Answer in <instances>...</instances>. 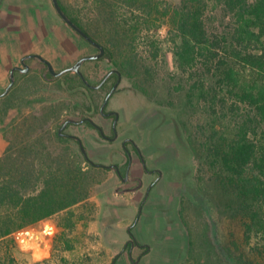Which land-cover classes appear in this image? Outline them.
Returning a JSON list of instances; mask_svg holds the SVG:
<instances>
[{
    "label": "trees",
    "instance_id": "1",
    "mask_svg": "<svg viewBox=\"0 0 264 264\" xmlns=\"http://www.w3.org/2000/svg\"><path fill=\"white\" fill-rule=\"evenodd\" d=\"M57 1L70 21L97 42L86 24ZM93 3L102 11L100 16H105L104 23L113 27L111 38H106L107 47L102 46L105 55L99 59L114 67L109 79L112 86L119 77H149L154 72L158 66L157 40L146 39L148 52L144 55H125L123 50L126 46L133 50L135 38L130 35L152 24L158 28L163 18L170 28L168 42L177 72L172 79L174 89L184 91L188 107L202 104L216 116L211 117V133H203L196 150L202 167L217 169L216 186L225 195L213 204L227 223L219 229L208 204L196 217L187 215L182 206L168 217L167 227L176 226L184 233L185 264H264V0H180L175 5L163 0ZM214 16L219 17L218 26L211 24ZM68 74L56 77L46 68L42 78L32 84L56 82L57 89L65 86L69 92L85 89L93 103L89 111L99 109L95 98L105 86L90 90L76 73L74 77ZM11 102L3 104L5 110ZM59 108V113L65 112L68 104ZM221 114L224 118L237 116L238 120L218 132L214 126L221 123L217 117ZM20 118L5 131L7 147L0 156V239L83 203L93 193L92 179H86L92 174L90 170H113L92 164L81 152L79 139L59 133L68 118L59 124L60 117ZM80 124L96 129L103 137L101 128L91 120L83 118ZM177 136L182 140L178 130ZM142 248L148 252L147 245Z\"/></svg>",
    "mask_w": 264,
    "mask_h": 264
},
{
    "label": "rangeland",
    "instance_id": "2",
    "mask_svg": "<svg viewBox=\"0 0 264 264\" xmlns=\"http://www.w3.org/2000/svg\"><path fill=\"white\" fill-rule=\"evenodd\" d=\"M20 1L12 0L10 5L0 6V30L1 24H8L11 29L9 34L0 36L16 39L19 15L25 16ZM59 1L71 15L86 24L89 34L99 45L107 47L106 38H111L113 27L104 23L105 16H100L102 11L95 8L94 0ZM163 1L175 5L180 0ZM35 3L43 8L40 12L44 13V26L49 23L48 28L53 32L44 35V27L43 32L37 30L42 42L32 44L33 54L49 61L55 72L73 66L81 57L97 54L95 47L54 14L55 10L48 6L49 0ZM46 5L50 10L45 9ZM37 15L34 12L33 17ZM159 23L158 28L152 24L130 35L131 39L135 38L133 50L129 46L123 50L125 55H144L148 52L146 39L152 37L157 40L158 66L149 77L146 74H142L144 78L142 75L131 79L120 77L106 105L107 112L118 115L116 136L111 132L112 119L99 112L112 87L111 82L95 98L99 108L95 112L89 111L93 103L85 89L69 92L65 86L64 90L57 89L56 82L47 81L33 85L36 88L29 98L28 109L33 108L46 116L47 112L59 110L60 104H68L56 124L66 118L78 122L66 127L63 133L80 140L92 164L113 170H90L94 176L89 173L86 179H92L93 193L83 203L0 239V264H185L184 233L176 226L168 228V217L175 215L181 206L187 215L196 217L208 204L212 216L218 219L219 229L226 227L225 217H220L214 206L216 199L225 195L224 190L216 186L217 169L202 167L196 150L203 133H211V117L216 116L209 114L202 104L188 107L184 91L174 89L176 83L172 79L177 72L168 42L170 28L163 18ZM218 23L219 17L214 16L211 24L218 26ZM45 37L47 42H43ZM2 47L10 48L9 41H1V50ZM2 58L0 61H4L5 66H12L11 58ZM14 61L15 66L24 68L18 58ZM25 64L28 70L15 73L13 81L33 78L31 83H34L36 78H42L46 67L38 59H27ZM113 69L106 59L85 61L80 66L85 80L94 86ZM9 71L0 73V95L7 92ZM66 73L68 77L75 75L72 71ZM20 94L15 93L14 99L18 100ZM7 99L5 104H10V98ZM51 105L54 106L45 109ZM17 113L11 110L6 117H0V135L19 123L21 118L16 117ZM217 117L221 122L214 126L218 132L225 131L231 121L238 120L237 116L224 118L221 114ZM83 118L90 119L111 140L100 136L96 129L80 124ZM177 130L182 140L178 139ZM126 172L127 177L124 176ZM28 233L32 234L31 239ZM146 245L149 249L144 253L142 247Z\"/></svg>",
    "mask_w": 264,
    "mask_h": 264
},
{
    "label": "crops",
    "instance_id": "3",
    "mask_svg": "<svg viewBox=\"0 0 264 264\" xmlns=\"http://www.w3.org/2000/svg\"><path fill=\"white\" fill-rule=\"evenodd\" d=\"M12 3V0H0V6H6V5H10V3ZM40 2V0H22L20 1V3L22 2L23 5H21V7L24 8V12H25V16L23 18H21L22 15H19L20 19L18 20L19 24L17 25L18 27V35L16 36V39L13 40V37L9 38V37H2L3 34H9V30L10 27L8 24H1L2 28L0 30V35L2 34V36H0V42L1 41H4V42H8L9 41V44H10V48H5V47H2V50L0 48V60H2L3 58L2 57H5V59L7 60V58H11L12 59V66L11 67H8V66H5V62L4 61H0V73L2 74H6L8 71H9V68H10V71H9V78H10V73L11 71L15 68V67H18V66H15V61L14 59L15 58H18L20 60V63H21V60L26 57V56H29V55H37V54H33L32 52V44L34 42H42L40 37L38 36L39 33H37L39 30L40 32H43V27L44 29V32L46 34L44 35H50L51 32H53L50 28H48L49 26V23H47V28L44 26V13L41 14V10L43 9L41 5H38L36 4L35 2ZM51 4V5H50ZM48 6L54 11V7H53V4H52V0L50 1L49 0V3H48ZM50 8H48L50 10ZM45 9L48 11L47 9V5L45 6ZM1 10V8H0ZM22 12V11H21ZM37 13L38 15L33 17V14ZM54 14L56 16H58L57 12L55 11ZM50 17H51V13L49 14ZM0 17H2L0 15ZM38 18V19H37ZM3 26H5V28H3ZM7 27L9 29H7ZM11 32V31H10ZM34 36H36L35 40H34ZM47 38H43V42H47ZM13 42H14V48L12 47L13 45ZM3 51V52H2ZM4 53V55H3ZM39 56V55H37ZM41 57V56H39ZM42 58V57H41ZM35 59V58H34ZM44 59V58H43ZM45 60V59H44ZM47 61V60H45ZM49 64L50 62L47 61ZM51 65V64H50ZM52 66V65H51ZM15 83V81H14ZM13 83V84H14ZM29 84L31 86H29ZM8 87V86H7ZM36 86L33 87V84L32 83H22V81L20 82H16L15 85L10 88V90L5 93L4 95H0V103H2V105L6 102L7 98H10L12 97L14 99V94L18 92H20V96L18 100H14L12 103V105H9V108L5 110L4 106L0 107V117H6V114L9 113L11 110H17L18 111V115L16 117H62V113H64L63 110H61V112L59 113V110H54L53 112L50 111V112H47L46 113V116L45 115H41L40 112H36L33 108L31 109H28V101H29V98L32 97V92H34ZM21 90V91H19ZM22 90H24V92H22ZM20 102V103H19ZM24 103V105L21 107V103ZM14 103V104H13ZM19 104V106H18ZM52 106L54 105H51L50 107H46L45 109H49L51 108ZM57 106H59V104H57ZM60 106L62 107V104H60ZM30 108V106H29ZM24 110V112H21L20 110ZM7 147V141L4 139V133L0 135V156L4 153L5 149ZM146 175V174H144ZM146 178V177H145Z\"/></svg>",
    "mask_w": 264,
    "mask_h": 264
},
{
    "label": "water",
    "instance_id": "4",
    "mask_svg": "<svg viewBox=\"0 0 264 264\" xmlns=\"http://www.w3.org/2000/svg\"><path fill=\"white\" fill-rule=\"evenodd\" d=\"M52 4H53V7H54L55 11L59 15V17L64 21V23H66L73 31H75V33H77L85 41H87L88 43H90L94 47H96V49L99 51V53L96 54V55L81 57L80 59L77 60V62L73 66L68 67L66 69H63L62 71H59V72H55L53 70L52 66L47 61H45L43 58H41V57H39L37 55H29V56H26V57H24L22 59V62L26 58H33V57L34 58H37L40 62L44 63L47 66L48 72L51 75L57 77V76H60V75L64 74L65 72L72 71V72L76 73L82 79L83 83L86 86L91 87V85L85 80V78L81 74V72H80V66L85 61H91V60H98V59H100L103 56V54H104V49H103V47L101 45H99L98 43H96L92 39H90L81 29H79L74 23H72V21H70V19L66 16V14L61 10V8H60L57 0H52ZM26 70H27V67H25V71ZM12 72H13V70L10 73V83H9V86L8 87H10L13 84V82H14L13 81V73ZM107 76L101 81V83L96 88H98L105 81V79L107 78ZM119 80H120V77L117 80L116 84L112 87V89L110 90V92L106 95V97H105V99H104V101H103V103H102V105H101V107L99 109L100 113H102L106 117L114 116L112 130H113V133H114L115 136H116V123H117V120H118V115L115 112L104 113L103 110L106 107V105H107V103H108L111 95L113 94L114 90L116 89V87H117V85L119 83ZM76 123H78V122H75L73 120H67V121H65L62 124V126L60 127V129H59V133L61 134L62 130H64L67 127L68 124H76ZM80 149H81V152L83 153V155L86 156L85 149H84V147L81 144H80ZM115 171H117V173H118L117 168H115Z\"/></svg>",
    "mask_w": 264,
    "mask_h": 264
},
{
    "label": "flooded vegetation",
    "instance_id": "5",
    "mask_svg": "<svg viewBox=\"0 0 264 264\" xmlns=\"http://www.w3.org/2000/svg\"><path fill=\"white\" fill-rule=\"evenodd\" d=\"M86 42H87V41H86ZM94 42H95V41H94ZM96 43H97V42H96ZM89 44H90V43H89ZM90 45H92V44H90ZM92 46H93V45H92ZM93 47H94V46H93ZM95 49H96V47H95ZM103 49H104V48H103ZM96 50H97V49H96ZM98 53H99V51L97 50V54H98ZM104 55H105V49H104V54H103V56H104ZM103 56H102V57H103ZM102 57H101V58H102ZM33 58H34V57H33ZM101 58H100V59H101ZM27 59H30V58H26V59H24L23 62H22V60H21V65L24 66V68H22V67H15V68L13 69V72H12V73H13V77H14V74H15V73H18V72H20V73H25V72L28 70V67H27V65L25 64V61H26ZM35 59H37V58H35ZM41 63H42V62H41ZM42 64L47 68V66H46L44 63H42ZM25 67H27V70H26V71H25ZM47 70H48V69H47ZM112 72H113V71L111 70V71H109V72L104 76V78H105V77L110 73V74L107 76V78L105 79V81H104V82H103L98 88H96V87H97L101 82H100L99 84L95 85V86H94V85H91V87H88V86H87V87H88L90 90H97V89H100L102 86H107V85L109 84V79H110V77H111V75H112ZM65 73H66V72H65ZM104 78H103V79H104ZM103 79H102V80H103ZM102 80H101V81H102ZM13 83H14V82H13ZM115 84H116V83H115ZM115 84H114V85H115ZM12 85H13V84H12ZM12 85H11L10 87H7V92L10 90V88L12 87ZM114 85H113V86H114ZM8 86H9V85H8ZM113 86H112V87H113ZM112 87L109 89V91L106 93V95L110 92V90L112 89ZM114 91H115V90H114ZM7 92H6V93H7ZM106 95H105V97H106ZM104 99H105V98H104ZM103 101H104V100H103ZM99 112H100V111H99ZM103 112H104V113H109V112L106 111V107L104 108ZM100 114H101L103 117H106V116H104L102 113H100ZM106 118H111V119H112V125H113V119H114V116H109V117H106ZM89 120H90V119H89ZM111 132L113 133L112 126H111ZM65 135H67V134H65ZM67 136H68V135H67ZM70 136H71V135H69V137H70ZM113 136H115L114 133H113ZM72 137H74V136H72ZM103 137L106 138V139H108V140H111V138L106 137V136H104V135H103ZM120 176H122V175L120 174ZM124 176L127 177V172H126V174H125Z\"/></svg>",
    "mask_w": 264,
    "mask_h": 264
},
{
    "label": "bare ground",
    "instance_id": "6",
    "mask_svg": "<svg viewBox=\"0 0 264 264\" xmlns=\"http://www.w3.org/2000/svg\"><path fill=\"white\" fill-rule=\"evenodd\" d=\"M27 235L29 236V239H31V238H32V234H31V233H28ZM28 241H29V240H28ZM28 241L26 242V244H27V245L29 244V242H28ZM21 242H22V241H21Z\"/></svg>",
    "mask_w": 264,
    "mask_h": 264
}]
</instances>
